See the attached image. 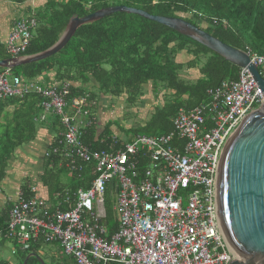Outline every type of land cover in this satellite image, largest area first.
<instances>
[{"label":"built area","instance_id":"2783aa9c","mask_svg":"<svg viewBox=\"0 0 264 264\" xmlns=\"http://www.w3.org/2000/svg\"><path fill=\"white\" fill-rule=\"evenodd\" d=\"M33 6V5H32ZM32 8V7H31ZM36 27L33 10L17 19L5 42L9 58L23 56ZM264 83V57L244 51ZM0 73V101L33 94L39 97L37 122L54 116L62 132L44 154L69 175L91 166L87 190L65 191L58 200H29L17 195L8 213L5 241L21 251L40 238L57 245L73 264H229L235 256L221 232L216 207L215 172L219 150L238 121L264 100L246 69L235 81L208 89V103L178 109L172 132L161 136L112 135L106 151L81 143L84 128L95 125L96 101L89 94L71 98L60 88L23 83ZM98 128V127H97ZM81 163L84 166L78 167ZM113 187L117 229L104 226V196ZM31 192L35 193L31 188ZM65 207V211L60 208Z\"/></svg>","mask_w":264,"mask_h":264},{"label":"trees","instance_id":"16d2710c","mask_svg":"<svg viewBox=\"0 0 264 264\" xmlns=\"http://www.w3.org/2000/svg\"><path fill=\"white\" fill-rule=\"evenodd\" d=\"M6 1L17 5L15 7L20 11L18 20L26 19L33 10L36 27L23 56L35 55L53 46L71 17L81 18L99 9L125 6L151 16L181 19L232 49L248 50L264 57V0H44L37 10L25 4L27 0ZM7 58L5 44L0 40V60ZM238 70L164 26L134 15L115 13L80 27L56 55L10 72L23 83L35 82L56 88L69 84L67 102L73 97L89 94L92 98L125 96L126 102L135 104L143 95V87L149 84L154 99L163 92L162 102L153 108L143 126L130 131L134 138L171 133V121L178 109L189 110L208 103L206 91L223 81H235ZM2 71L0 69V73ZM190 71L194 72L193 78L188 76ZM90 86L94 90L90 91ZM39 101V97L33 94L0 101V187L14 153L36 137ZM10 108L12 110L7 111ZM58 120L51 116L41 124L47 121L60 133L62 128ZM57 134L53 146L58 140ZM81 134V143L91 151L109 148L112 134L108 125L101 131L92 125L84 128ZM64 164L58 169V160L52 157L44 162L40 181L50 201L56 196L60 200L65 191L74 194L79 189L87 190L94 179L91 166H86L80 174L69 175ZM83 166L78 164V167ZM62 176L69 177L68 180L64 178L66 184H62ZM31 188L24 181L18 194L29 200L35 195ZM112 191L113 187L107 186L104 196V226L108 236L117 229L113 199L107 195ZM14 203L4 202L0 208L1 233L5 232L8 213ZM60 209L66 210L64 206ZM5 243L1 241L0 245ZM42 246L39 240L25 252L14 246L15 264H22L28 254L38 257ZM64 258L63 255L62 260L52 264H73ZM0 264L9 263L0 261ZM26 264L39 263L31 257Z\"/></svg>","mask_w":264,"mask_h":264},{"label":"water","instance_id":"95a60500","mask_svg":"<svg viewBox=\"0 0 264 264\" xmlns=\"http://www.w3.org/2000/svg\"><path fill=\"white\" fill-rule=\"evenodd\" d=\"M115 13L134 15L164 26L234 65L246 69L264 95V83L244 51L232 49L197 27L177 18L113 6L84 17H71L57 42L31 56L0 60L1 70H13L43 61L60 52L82 26L93 24ZM217 217L221 232L235 256L229 264H264V100L235 125L219 150L215 172ZM36 258L39 264L44 262Z\"/></svg>","mask_w":264,"mask_h":264},{"label":"crops","instance_id":"0c3cea01","mask_svg":"<svg viewBox=\"0 0 264 264\" xmlns=\"http://www.w3.org/2000/svg\"><path fill=\"white\" fill-rule=\"evenodd\" d=\"M3 3L0 1V40L5 44L9 33L11 31V28L13 26V23L19 18L18 8L15 7L16 5L8 3L6 0H2ZM44 3V0H43ZM42 3V4H43ZM40 5V4H39ZM17 9V19L15 20L13 17V11L12 9ZM49 78V77H48ZM51 79V78H49ZM40 82L44 83L43 79H40ZM44 86V85H43ZM90 91L94 90L93 86L88 87ZM96 101V106L94 107L98 112L100 117L102 116V119H98L99 116H95L97 127L101 131L104 126L106 125V119L109 115L108 112V105L105 104L101 107V109L98 107V97L94 98ZM103 103V99L101 98ZM12 109H7V111H11ZM95 110H93L94 113ZM40 114H38L36 120H38ZM36 122V121H35ZM38 123V129L35 139L24 146H22L20 149H18L11 160L9 161L8 167L6 169V179L3 181L0 187V208L3 205L4 202L7 201H15L16 196L18 195L19 188L22 184V182L27 181V183L34 188L35 191V197L40 198L41 200H48V193L46 190L42 187L40 177L43 175V165L45 162L44 154L46 151L51 147L52 143L55 141V134L58 133V131H55L53 129L49 122H45V124ZM49 124V125H48ZM57 136V135H56ZM117 136V135H115ZM120 138H126L124 134H121ZM59 169V167H57ZM66 176L65 178L68 180ZM65 181H62V184H66ZM37 190H36V188ZM39 241L42 242L41 238ZM7 243L0 245V254L4 249H7L11 252L10 256L6 258L5 260L1 259L0 261L8 262L9 264H15V249L12 245L10 248H6ZM18 248V247H17ZM19 249V248H18ZM20 250V249H19ZM25 252V251H22ZM62 251L61 249L55 245V244H43L41 249L38 253V258H40L44 264L47 263H53L56 261L62 260ZM65 257V256H64ZM66 258V257H65ZM70 261V260H69Z\"/></svg>","mask_w":264,"mask_h":264},{"label":"rangeland","instance_id":"374dc122","mask_svg":"<svg viewBox=\"0 0 264 264\" xmlns=\"http://www.w3.org/2000/svg\"><path fill=\"white\" fill-rule=\"evenodd\" d=\"M0 1L3 3L2 0ZM42 3H43V0H27L25 2V4L34 8L35 10H37L38 9L37 6ZM16 10L17 9L15 8L11 10L13 11V17L15 20L17 19V14H18L17 13L18 11L16 12ZM188 74H189L188 76L192 78L194 77V72L190 71V73ZM162 95H163V92H161V94L158 93V96L156 97V99H154V97L151 94V86L148 84L143 87V95L137 99V102L135 104L134 103L130 104L126 102L125 96H122L118 99L108 97V96L106 97L99 96L98 97V107L101 109V107L104 104H105V107L106 105H108L109 115L105 119H106V122H107L106 125H108L110 134L117 135V136L124 134L126 136V139H128L131 137L130 131L138 129L141 126H143L145 122L149 119V116L152 113L153 108L155 106L161 105L162 98H163ZM101 98H105L103 99L104 101L103 103H101L102 102ZM94 110H95L94 115L96 117L99 116V118L97 117L98 119H102L103 118L102 116L100 117L99 114L97 115L98 109L96 111V109L94 108ZM64 178L62 176L60 179L65 181ZM107 195L110 197V199H113V195L111 194V192H109ZM11 246H12L11 243H7L6 248H10ZM10 254L11 252L9 250L4 249L2 253L0 254V260L1 259L5 260L6 258L10 256ZM67 259L68 258H66L65 260ZM47 264H51V263H47Z\"/></svg>","mask_w":264,"mask_h":264}]
</instances>
